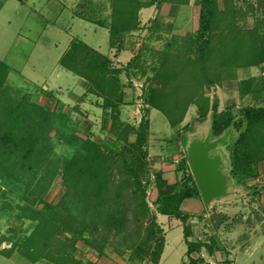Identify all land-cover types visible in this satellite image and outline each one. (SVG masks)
<instances>
[{
  "label": "rangeland",
  "instance_id": "1",
  "mask_svg": "<svg viewBox=\"0 0 264 264\" xmlns=\"http://www.w3.org/2000/svg\"><path fill=\"white\" fill-rule=\"evenodd\" d=\"M64 4L70 6L71 0H0V264H154L150 253L157 248L156 239L149 240L148 234L152 216L164 236L156 264L189 262L185 226L190 240L204 243L190 255L198 264H264V121L235 143L246 128L240 108L262 101L251 102L240 93L238 79L245 72L240 70L231 83L216 68L223 47L237 56L235 43L249 46L254 29L264 36V0L219 4L228 10L208 35L205 53L210 57L199 52L189 13L179 21L185 40L158 34L151 39L162 42L158 49L150 44L147 29L155 15L148 16L144 30L111 39L110 68L116 71L106 74L98 90L59 61L74 37L106 53L107 29L78 17L97 12L106 23L112 10H69ZM136 14L140 23L138 10ZM128 34H135L136 45L125 57L120 53L133 42L127 41ZM261 85L264 91V74ZM154 91L151 103L158 109L147 103ZM215 101L219 112L231 106L239 120L210 150L211 156H220L225 193L208 203L199 197L192 203L183 199L179 210L184 218L164 215L162 193L192 183L189 166L179 163L191 142L218 139L210 135ZM33 104L54 112V122L46 131V123L37 130L39 138L46 136L45 146L23 157L11 131L16 136L24 132L17 113ZM202 112L206 116L200 118ZM142 117L148 128L139 147L133 144ZM169 119L180 123L172 127ZM83 140L96 143L111 158L103 171L110 174L103 200L94 196L96 181L86 183L87 168L64 178V165ZM136 195L137 205L146 202V216L133 212L130 197Z\"/></svg>",
  "mask_w": 264,
  "mask_h": 264
},
{
  "label": "trees",
  "instance_id": "2",
  "mask_svg": "<svg viewBox=\"0 0 264 264\" xmlns=\"http://www.w3.org/2000/svg\"><path fill=\"white\" fill-rule=\"evenodd\" d=\"M227 10L228 9H220L216 0H199L198 27L196 30V37L200 40L198 48L199 52L201 53V55H203V57H210V55H206L205 53V48L207 46H210V39L208 35L210 34L211 30H214V26H216L222 20V17L225 16V12ZM111 15V23L109 28L110 46L112 41L111 39H113L115 35H119L124 32L130 31L131 29H135L139 25L136 21V10L134 11V14L133 12H131V10H112ZM120 15L123 18L125 15H127V17L121 21H116L117 18L119 19ZM241 44L242 43L234 44L236 47H234L233 50L239 51V55L237 56H231L228 52L229 50L226 47H223L224 52L222 50V53L224 54L221 55L220 63L216 68L225 66L250 67L259 66L262 64L264 65V36H259L256 32V29H254V33H252L251 35V41L248 44L249 46H247L245 43H243V45ZM59 63L67 70L77 74L80 79L87 80V82L92 81V83L95 85V89L97 90L102 88V85L106 83V74L116 71L114 68H110L112 62L108 55L99 52L98 50L85 44L83 41L75 38L71 40L68 49L60 58ZM251 84V79L241 80V92L244 93L246 91H249L251 89ZM261 87L262 85L258 86L257 91H260L262 89ZM154 93L155 91L149 94L147 103L152 106V108L158 109L157 105L154 102L151 103V98L154 97ZM217 107V101L212 103V120L210 123V135L220 138L221 135L226 134L225 132L228 127L236 126L239 120H237V118L234 117V115L232 114L230 108L231 106L226 107L223 112H219ZM239 111L241 113V120H244L246 123V128L244 132H242V135L235 141V143H237V141L240 142L241 139L243 140L246 137L247 132L254 124H257L260 121H264L263 104L256 106H242ZM205 114V112H202L199 117L203 118L206 116ZM53 116H55L54 112L50 111L47 108H43L38 104H33L31 107L29 106V108L23 107L20 112L17 113V117H21L23 119V127H25L26 129H23L24 132L17 136L11 131V141L13 142L15 149L17 148V145H20V151L21 153H23V157L29 156L33 153V151H35V149H39L40 144L41 149L45 146L44 141H46V136L39 138L40 131L37 130L41 128L42 123H46L47 126L45 127L47 128L44 129L46 131V129L49 128L50 123L54 122ZM41 118H43V120L45 121L40 122V120H42ZM180 119H177L175 121L169 119L170 126L176 127L180 123ZM147 128L148 122L144 117H142L136 130V141L133 145L142 147V145L146 141ZM83 143L84 144L82 147H80L78 153L76 152L71 157V159L68 160L67 163L64 165V178L68 179V174L71 177L74 173L73 170L77 171V175L80 174L81 171H83V168H87V174H89L90 176L87 178L88 182L86 183L91 184L93 182L94 184V182L96 181V192L94 196L96 197V199L103 200L105 194L103 187L105 186V182L110 176V174L106 175L105 173H103V171L107 167V164H110L111 158L108 157L106 153L102 151V149L96 143L89 140H83ZM179 163L182 168L187 169L188 164L186 158L183 157ZM137 165L141 166L140 163H137ZM188 179L192 180V183L188 184L187 182H185V184L180 190L176 192H171L170 190H168L162 193V214L167 216L178 215L179 217L184 218L186 213H182L179 210L182 200L186 198H200L199 190L195 183V180L192 176H190ZM123 183L129 185L130 180L125 179L123 180ZM137 198V195L130 197L131 203H134L136 205V207L133 208V212L137 215L141 213L142 216H146V202L144 201V199H142L141 204L137 205ZM118 224L119 225L117 229L120 230L119 226L121 224L120 222ZM149 226V240L156 239L155 241L157 248L153 253H150V255H152L151 259L153 263L156 264L158 263L160 255L162 253L164 236L161 235L162 229L157 224L156 219L153 216L151 218ZM190 234V229L185 226L183 228V237L184 242L186 244L185 253L189 257V262L187 264H198V260L193 259L190 255L193 251L198 250V247L204 246V243L190 240ZM209 250L210 252H212L211 249Z\"/></svg>",
  "mask_w": 264,
  "mask_h": 264
},
{
  "label": "crops",
  "instance_id": "3",
  "mask_svg": "<svg viewBox=\"0 0 264 264\" xmlns=\"http://www.w3.org/2000/svg\"><path fill=\"white\" fill-rule=\"evenodd\" d=\"M222 1L223 0H216L218 7H220L219 4ZM64 7H67V8L69 7V10H138V21L140 23H138L139 25L137 28L130 30V31H135V32L139 30H144L143 26L147 18H149L151 15H155L154 17H152V20L156 19V21L151 22L149 28L147 29L149 31L150 44L156 46L157 49L159 46H161L160 43L162 42L160 41V43H157L158 41H156V43H153L151 39L155 38V35L158 36V34L160 35L159 37L165 36L166 38H169L172 41L173 40L178 41L179 43L185 40V37L187 36V32L179 24V21L181 20V16H184V14L186 13L190 14V22L193 28L192 30H194L195 33L198 27L199 0H71V5L67 6L66 4H64ZM98 15L100 14L96 12L95 15L89 14L90 17H87V15L86 16L79 15L78 18H81L83 20H86L87 22L92 23L93 25H95V27H103L107 29L108 34H109L108 51L106 53L102 52L99 46L98 47L90 46V47L98 50L99 52L105 55H108L109 57H112L113 55H111L112 54L111 52L113 48L112 46H110V33H109L112 15L111 14L109 15V18H107L106 23L103 22V19L105 16H103V18L102 17L100 18ZM147 22H150L149 19L147 20ZM155 26L156 28H154ZM153 28L156 31H150V30H153ZM129 35L130 34H128L126 37L127 41H131V40L133 41V42H128L130 48L127 50L129 51L122 50V52L120 53V55H125V57L127 54L128 56L130 55V50H132L134 46L136 45L135 37H134L135 34L132 36V38L128 37ZM74 38L78 39L77 37H74ZM166 44L165 45L168 47V43ZM220 71L221 73L223 71V74H224L223 79L225 78L226 80L230 79L231 83L237 82L234 79H236L237 73L239 71H240L239 73L245 72L246 77L245 78L239 77L238 79L239 88H240L241 80L251 79L252 81L251 89L244 93L240 91V93L243 96L249 97L251 99V102L262 101V103H260L259 105L264 104V100H263L264 91L263 90L257 91L258 83L259 82L260 84L262 83V75L264 74L263 64L259 66H250V67L225 66V67H221ZM214 84H217V83H214ZM228 87H231V86L228 84ZM186 201L194 202L198 200L194 198H187ZM243 253L245 252L243 251Z\"/></svg>",
  "mask_w": 264,
  "mask_h": 264
},
{
  "label": "water",
  "instance_id": "4",
  "mask_svg": "<svg viewBox=\"0 0 264 264\" xmlns=\"http://www.w3.org/2000/svg\"><path fill=\"white\" fill-rule=\"evenodd\" d=\"M222 140L223 138H218L212 144L208 140L205 142L194 140L186 154L187 164L198 187L200 198L205 203L225 193V176L219 171L220 156L210 155V150L217 147Z\"/></svg>",
  "mask_w": 264,
  "mask_h": 264
}]
</instances>
